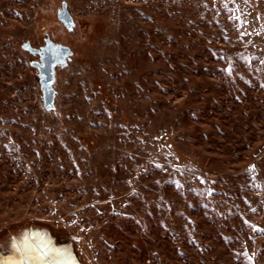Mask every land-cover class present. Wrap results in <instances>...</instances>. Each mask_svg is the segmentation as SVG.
<instances>
[{"label": "rangeland", "instance_id": "obj_1", "mask_svg": "<svg viewBox=\"0 0 264 264\" xmlns=\"http://www.w3.org/2000/svg\"><path fill=\"white\" fill-rule=\"evenodd\" d=\"M26 43L70 51L53 110ZM26 238L47 264H264V0H0V264H44Z\"/></svg>", "mask_w": 264, "mask_h": 264}, {"label": "water", "instance_id": "obj_2", "mask_svg": "<svg viewBox=\"0 0 264 264\" xmlns=\"http://www.w3.org/2000/svg\"><path fill=\"white\" fill-rule=\"evenodd\" d=\"M58 16L59 19L66 24V26L72 28L73 21L66 11V8H64V10L61 11ZM24 48L33 54L40 55V62L33 63V66H35L39 71L40 85L43 92L45 109L49 111L53 110L55 108L54 101L56 95V92L53 88L56 80L55 70L59 65L62 67L67 65L66 58L70 54V51L66 47H63L61 45L55 46L52 43H49L41 50L30 47V44L28 43L24 45ZM55 54H58V56L56 57Z\"/></svg>", "mask_w": 264, "mask_h": 264}, {"label": "snow or ice", "instance_id": "obj_3", "mask_svg": "<svg viewBox=\"0 0 264 264\" xmlns=\"http://www.w3.org/2000/svg\"><path fill=\"white\" fill-rule=\"evenodd\" d=\"M254 167V166H253ZM15 247L21 251V257L22 260L24 258H27L29 260L35 259L39 261H43L44 264H47V257L49 253L52 251L47 246H44L43 248H37L34 245L30 244L27 241V238L25 240V243L21 249L20 245H15ZM60 254L66 255V250H57ZM14 264H17V262H14Z\"/></svg>", "mask_w": 264, "mask_h": 264}, {"label": "flooded vegetation", "instance_id": "obj_4", "mask_svg": "<svg viewBox=\"0 0 264 264\" xmlns=\"http://www.w3.org/2000/svg\"><path fill=\"white\" fill-rule=\"evenodd\" d=\"M55 52V51H54ZM56 53V52H55ZM56 55V57L58 56V54H55Z\"/></svg>", "mask_w": 264, "mask_h": 264}, {"label": "crops", "instance_id": "obj_5", "mask_svg": "<svg viewBox=\"0 0 264 264\" xmlns=\"http://www.w3.org/2000/svg\"><path fill=\"white\" fill-rule=\"evenodd\" d=\"M28 238H30V236Z\"/></svg>", "mask_w": 264, "mask_h": 264}]
</instances>
